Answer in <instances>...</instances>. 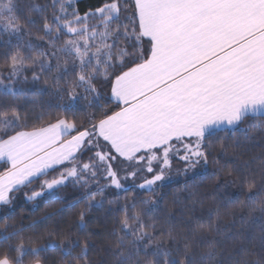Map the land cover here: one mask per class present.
Returning a JSON list of instances; mask_svg holds the SVG:
<instances>
[{
	"label": "snow or ice",
	"instance_id": "1",
	"mask_svg": "<svg viewBox=\"0 0 264 264\" xmlns=\"http://www.w3.org/2000/svg\"><path fill=\"white\" fill-rule=\"evenodd\" d=\"M80 3L0 0V264H42L48 252L60 264H96L93 251L105 254L99 264H264L243 232L221 237L229 226L218 215L178 230L160 191L174 162L182 175L211 162L220 184L244 186L240 224L264 220V158L229 155L226 143L264 117V0ZM30 95L50 97L47 109L15 102ZM18 194L33 212L45 198L60 207L17 227L8 221ZM75 203L74 227L23 235ZM106 206L121 215L104 244L87 215Z\"/></svg>",
	"mask_w": 264,
	"mask_h": 264
},
{
	"label": "trees",
	"instance_id": "2",
	"mask_svg": "<svg viewBox=\"0 0 264 264\" xmlns=\"http://www.w3.org/2000/svg\"><path fill=\"white\" fill-rule=\"evenodd\" d=\"M33 2V0H20L22 6ZM37 3H45L46 0H34ZM97 0H81L79 5L81 11L86 9L88 4H95ZM24 15L27 14L25 9ZM33 32L36 33V28H33ZM42 34V33H39ZM4 52L5 48L0 45V71L4 70ZM29 78L31 77V71L26 73ZM30 87V85H26ZM30 101H35V104ZM21 107H27L29 109L35 108L38 113L41 111V106L47 109V105L50 102V97L44 96H29V98L19 97L16 101ZM83 101H81V104ZM83 115V113H80ZM248 128V137L245 138V134L240 129ZM240 129H237L235 136L229 133V137L226 143L233 146L230 148L229 155L233 149L237 152L244 153L243 159H251L253 157L264 158V117L255 116L245 121L244 124L240 125ZM239 143L240 147L235 148V144ZM227 159V157H225ZM223 163V160L221 161ZM216 165L211 162L204 170H199L194 175H184L181 179H176L161 189L163 201L161 203L162 209L171 211L174 215L172 223H174L178 230H186L189 227H194V221L197 219L200 222L207 223L209 220H216L217 215L221 227L225 225L229 227L225 228L221 233V237L229 233H244V242L254 252L261 253L264 250L260 247V238L264 235V220H259L256 223H249L241 225L239 217L247 214V209L242 208L241 201H245L244 186L239 183L223 185L219 183L217 177L213 176L212 173L215 170ZM255 167V165H253ZM223 177L221 176V179ZM187 185V187H185ZM219 185V186H218ZM69 201H74L79 196V191L73 189L71 186L66 188L63 192ZM145 193L138 192V195L143 196ZM117 195L114 191L106 193L108 198H114ZM121 196L129 195L131 193H120ZM13 215L14 219L9 220V223H14L18 227L20 223L27 225L31 220L37 219L43 215L45 211L52 212L53 210L60 207V204L52 203L50 199L45 198L39 202L36 212L32 211L33 205L24 200L22 194H18ZM195 204L194 212L189 210L193 208V202ZM123 203V200L120 201ZM83 207L82 203H75L73 207L53 217L51 221L45 224L39 225L36 230H28L23 233L25 237L33 234L44 235L47 231L63 229L67 230L70 226L74 227L75 222L78 218L77 214ZM115 207V206H114ZM218 209V214L216 212ZM121 213L107 211L105 209L93 208L87 215L89 228L94 232L100 233V235L93 236V241H102L106 244L108 232L115 226V221ZM235 221V223H233ZM159 226L166 228L167 223L161 218ZM231 243V242H230ZM100 243H97V249L100 247ZM90 257L99 264L101 258L104 257V253L93 251L89 253ZM249 259H255L254 256ZM25 264H33L31 258H25ZM42 264H60V257L58 253L48 252L46 257L42 258Z\"/></svg>",
	"mask_w": 264,
	"mask_h": 264
},
{
	"label": "rangeland",
	"instance_id": "3",
	"mask_svg": "<svg viewBox=\"0 0 264 264\" xmlns=\"http://www.w3.org/2000/svg\"><path fill=\"white\" fill-rule=\"evenodd\" d=\"M180 167H182V165L180 163L174 162L173 180L181 179L184 176L182 174H178V173L175 172V169L176 168H180ZM198 172H199V170H197L196 172L188 173L187 175H191L192 176V175H194L195 173H198ZM128 183H131V182H128Z\"/></svg>",
	"mask_w": 264,
	"mask_h": 264
}]
</instances>
